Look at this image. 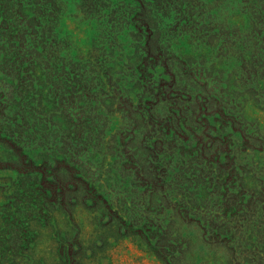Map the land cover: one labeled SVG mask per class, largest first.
Returning a JSON list of instances; mask_svg holds the SVG:
<instances>
[{
  "label": "rangeland",
  "instance_id": "1",
  "mask_svg": "<svg viewBox=\"0 0 264 264\" xmlns=\"http://www.w3.org/2000/svg\"><path fill=\"white\" fill-rule=\"evenodd\" d=\"M261 85L264 0H0V264H264Z\"/></svg>",
  "mask_w": 264,
  "mask_h": 264
},
{
  "label": "snow or ice",
  "instance_id": "2",
  "mask_svg": "<svg viewBox=\"0 0 264 264\" xmlns=\"http://www.w3.org/2000/svg\"><path fill=\"white\" fill-rule=\"evenodd\" d=\"M71 2V0H69V3ZM181 43L184 44V48H185V52L187 54H190V55H199V53H193L192 49L190 47H188V44L191 43V40L190 38H185V41H182ZM73 55H76L75 51L73 52ZM145 55H149V53H145ZM262 87H264V85H261ZM248 119L250 121H254V120H257L258 119V127L261 129V130H264V112H261L259 114V118L254 114L253 116H249ZM2 174V173H0ZM89 204H91V201H89ZM45 243H47V241H45ZM73 264H76V261L74 260L73 261Z\"/></svg>",
  "mask_w": 264,
  "mask_h": 264
}]
</instances>
